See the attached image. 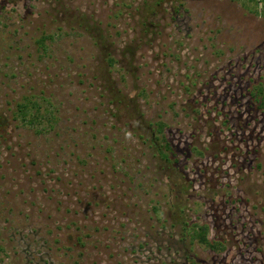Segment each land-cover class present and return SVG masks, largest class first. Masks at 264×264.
<instances>
[{
    "label": "rangeland",
    "instance_id": "374dc122",
    "mask_svg": "<svg viewBox=\"0 0 264 264\" xmlns=\"http://www.w3.org/2000/svg\"><path fill=\"white\" fill-rule=\"evenodd\" d=\"M257 88L261 2L0 0V264H264Z\"/></svg>",
    "mask_w": 264,
    "mask_h": 264
},
{
    "label": "trees",
    "instance_id": "16d2710c",
    "mask_svg": "<svg viewBox=\"0 0 264 264\" xmlns=\"http://www.w3.org/2000/svg\"><path fill=\"white\" fill-rule=\"evenodd\" d=\"M255 2V4H259L260 2L264 5V0H252ZM253 99L256 100V102H258L260 108H264V88H257V92L256 93H253ZM118 98H113V102L112 104H115L116 105V108H118V105L116 104V102H118ZM118 104H120L118 102ZM18 108H19V114H20V117H22L23 120H27V118L29 116H35V111L36 109H32L29 107V105H27V103L25 104H19L18 105ZM163 128V125H160V127H157L156 128V131H157V134L160 130H162ZM154 139L156 140V142L158 143V146L156 147L154 145ZM159 137L158 139L153 136V133H152V136H151V140H150V145L152 148H157V152L159 154V156L163 159V160H168L170 161V154H173V147L171 145V142L167 140L166 137H163L162 138V141L163 143L159 142ZM182 208L178 205V206H172L170 211L172 213V216L176 217V218H182ZM186 223V222H185ZM197 228H198V232H197V236H198V239L200 241V243L202 245H205L209 248H211L212 250H216V251H219L221 249H224V241H216V240H210L208 238V232H209V226L208 225H195ZM189 229H190V225L187 224V232H189ZM193 233H196V230L193 229L192 230ZM191 263L194 264V261H192V259H190Z\"/></svg>",
    "mask_w": 264,
    "mask_h": 264
}]
</instances>
